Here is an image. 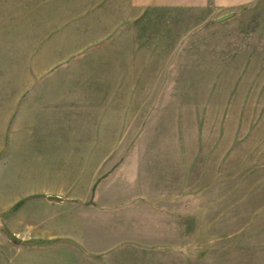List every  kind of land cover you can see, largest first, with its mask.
<instances>
[{
  "label": "rangeland",
  "instance_id": "374dc122",
  "mask_svg": "<svg viewBox=\"0 0 264 264\" xmlns=\"http://www.w3.org/2000/svg\"><path fill=\"white\" fill-rule=\"evenodd\" d=\"M45 1L0 0L8 130L42 141L49 114L71 102L77 132L89 135L92 96L110 87L96 79L124 76L128 92L137 76L134 90L156 98L130 100L120 141L132 146L120 158H141L139 186L170 193L158 200L174 207L172 241L141 249L165 264H264V0L154 6L126 21L135 29L125 35L114 5ZM121 43L136 68L120 69ZM14 231L0 218V264L32 263L35 243Z\"/></svg>",
  "mask_w": 264,
  "mask_h": 264
},
{
  "label": "crops",
  "instance_id": "0c3cea01",
  "mask_svg": "<svg viewBox=\"0 0 264 264\" xmlns=\"http://www.w3.org/2000/svg\"><path fill=\"white\" fill-rule=\"evenodd\" d=\"M206 1L77 2L114 5L120 30L129 28L130 31L135 29L130 22L141 14L144 16L154 6ZM122 44L112 48L116 54L123 52L120 69L131 67V63L136 68L139 64L133 63L130 52L134 48L127 54ZM123 77L102 75L101 79H96L110 87L92 96L89 107L93 116L83 122L89 125L86 129L89 135L77 132L78 117L74 115L77 108L71 102L61 105L63 114L58 113L61 107L55 110L56 114H49L50 123L55 126L42 133V141L33 139L30 135L33 133L27 130L11 133L8 129L14 111L0 107V218L7 228L20 233L24 242L35 243L32 251L26 252L32 261L30 264H165L163 253L144 251L141 246L172 241V231L167 228H172L173 204L158 200L171 195L139 186L141 158L126 157L124 152L120 158V147L132 146L130 142L123 145L124 141H120V128H125L130 100L156 97L134 90L137 76L130 80L132 86L126 92ZM134 112L140 113L138 108ZM24 116H20L23 125L28 122V115ZM49 197L59 200L52 201Z\"/></svg>",
  "mask_w": 264,
  "mask_h": 264
},
{
  "label": "water",
  "instance_id": "95a60500",
  "mask_svg": "<svg viewBox=\"0 0 264 264\" xmlns=\"http://www.w3.org/2000/svg\"><path fill=\"white\" fill-rule=\"evenodd\" d=\"M232 17H233V15H227L225 17L218 19V22L219 23L225 22L227 20H230ZM49 199L52 201H58L59 200V198H57V197H49Z\"/></svg>",
  "mask_w": 264,
  "mask_h": 264
}]
</instances>
